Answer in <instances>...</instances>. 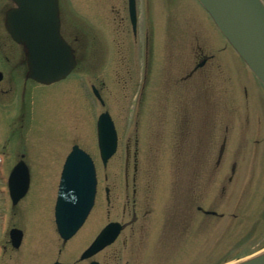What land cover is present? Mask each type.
<instances>
[{"label":"rangeland","instance_id":"obj_1","mask_svg":"<svg viewBox=\"0 0 264 264\" xmlns=\"http://www.w3.org/2000/svg\"><path fill=\"white\" fill-rule=\"evenodd\" d=\"M59 1L60 31L72 44L77 65L63 80L40 85L25 78L22 51L2 25L8 4L0 0V72L5 77L0 81V198L4 173L14 156L24 152L31 194H41L27 229L31 237L37 234L36 251L46 257L56 251L55 183L70 148L75 144L96 156L95 123L104 110L125 135L126 125L136 122L144 76L147 84L136 126L143 130V158L149 157L143 162L148 174L143 203L146 198L150 202L143 219L149 226L140 240L132 237L123 258L128 264H228L263 250L264 84L207 11L197 0H135L133 34L127 0ZM256 1L264 12V0ZM199 51L206 55L204 66L186 82H175L172 90L175 78L199 62ZM91 84L104 106L92 96ZM4 88L9 91L2 92ZM157 91L180 96L182 114L188 116L175 162L167 160V147L144 143L154 133L147 132L151 128L146 125L153 123L150 109ZM108 166L118 172L119 159ZM128 172L131 176V165ZM199 206L215 216L197 212ZM104 210L97 199L89 222L103 223ZM119 212H112L111 218Z\"/></svg>","mask_w":264,"mask_h":264},{"label":"flooded vegetation","instance_id":"obj_2","mask_svg":"<svg viewBox=\"0 0 264 264\" xmlns=\"http://www.w3.org/2000/svg\"><path fill=\"white\" fill-rule=\"evenodd\" d=\"M5 1V4L8 5L3 10L2 14L3 29L5 11L13 6L9 0ZM58 4L60 11V1ZM60 34L74 50L72 44L62 34L61 31ZM19 47L23 54V47ZM198 50H200V48ZM198 57H200L199 62L194 65L192 70H189L186 75L178 76L177 78L174 77L175 81L170 84L172 86V90H174L173 88L175 86V82H186V80H188V76L190 77V75L193 74L196 69L204 66L207 61L206 55L199 51ZM4 59L8 60L7 57H4ZM146 73L147 71L144 73V75H146ZM4 78L5 77L2 75L1 80ZM146 84L147 80L146 76H144V79L140 82V91L138 92L139 110L136 113V120H134V122H137L141 115L140 108L143 102L144 88ZM1 91L8 92L9 90L4 88ZM175 95L176 94L173 91H167L166 93L157 91L154 94L152 97L154 107L150 109L151 120L153 123L146 125L147 128H151V130H147V132H150L151 135L152 132H154V136H145L147 138L144 140V143H155L158 147H167L169 152L167 160L169 162H175L178 160L179 150H175V147L181 143V140L184 137L185 133L181 126H184L182 122H186L188 118L185 111L182 114V111L185 110V108H182L183 99L181 100L180 96L177 98ZM96 101L101 106L105 105V101H103L102 98L101 101H98L97 99ZM136 122L132 124L131 127L126 125L124 130L126 132L125 135H121L120 131L116 128L117 126L114 124L116 139L115 148L114 152L105 162V164L102 162L99 150L97 148L95 132L96 156L90 155V157L94 165L96 185L94 202L90 210V214L86 217L83 224L72 235V237L64 241L57 233L52 211V230L55 234L56 251H54L48 257H46L45 254L43 255L41 251H36L35 246L33 247V243L38 239L36 232L33 233L32 237L31 235H28V223L33 222V220L30 218L33 215L31 211L33 207L37 206L36 196L41 195L39 191L36 193V196L31 194L32 189L30 171H28L27 189L25 190L23 196L16 201L10 197L7 183V179L10 174L9 171L17 162L21 160L23 161L24 152H20L17 154V156H14L15 161L12 163L9 170L4 173L6 176L5 179H2L5 187L3 189L4 197L0 198V264H128L127 260L123 258L122 251L126 248L134 235H138V240L142 238L141 235L143 234L144 229L148 228L149 226L147 224V220H144L143 218L148 217L150 212L149 200L146 198V203H143V183L144 179H146L148 175L143 172V162L147 161L149 157L144 156L143 158V130L139 129V124L137 129ZM144 130H146L145 127ZM222 148L223 146L220 147L218 159L220 157ZM115 158L119 159L120 168L118 172L112 173L110 172L108 164L111 163ZM130 165L132 167V172L130 174L131 176H129L128 172ZM17 184H20V182ZM58 184L59 178L55 183L56 193L58 190ZM97 199L102 201L106 217V220L101 224L99 223L98 225L93 221L89 222L90 216L97 205ZM168 205L169 204H164L163 206L164 208L166 206L168 208ZM196 210L197 212L202 213L204 216H215V213L212 211L207 213L208 211L202 210L200 206L196 207ZM35 211L36 208L33 209V212ZM116 211L119 212L117 217L115 218V215L113 218H111V213H116ZM160 214V217L163 216L162 210H160ZM41 221L42 220H40V223ZM113 223L117 224L118 226V233L114 240L98 252L87 257H83L84 253L93 243L100 231L109 224ZM162 226L163 224L159 225L158 228H161ZM29 237L34 241L29 242Z\"/></svg>","mask_w":264,"mask_h":264},{"label":"water","instance_id":"obj_3","mask_svg":"<svg viewBox=\"0 0 264 264\" xmlns=\"http://www.w3.org/2000/svg\"><path fill=\"white\" fill-rule=\"evenodd\" d=\"M13 7L4 14V28L10 39L23 47L25 78L41 85L63 80L76 66L74 50L60 34L58 0H10ZM219 31L253 74L264 84V12L256 0H198ZM133 31L136 25L135 0H128ZM2 75L0 73V80ZM94 94L98 97L95 90ZM97 142L105 164L115 148L113 123L107 112L96 122ZM28 171L18 162L8 176L10 197L23 196ZM20 184H17L19 183ZM95 173L90 157L74 145L66 156L54 206L59 236L68 240L86 219L94 200ZM117 224L100 231L83 257L110 244L118 233ZM253 264H264L262 261Z\"/></svg>","mask_w":264,"mask_h":264},{"label":"bare ground","instance_id":"obj_4","mask_svg":"<svg viewBox=\"0 0 264 264\" xmlns=\"http://www.w3.org/2000/svg\"><path fill=\"white\" fill-rule=\"evenodd\" d=\"M263 259H264V249L252 255H249L243 259H240V260L228 263V264H253V263L262 261Z\"/></svg>","mask_w":264,"mask_h":264}]
</instances>
